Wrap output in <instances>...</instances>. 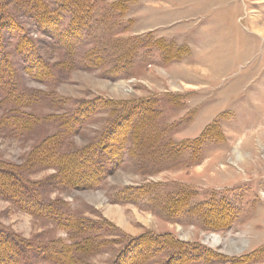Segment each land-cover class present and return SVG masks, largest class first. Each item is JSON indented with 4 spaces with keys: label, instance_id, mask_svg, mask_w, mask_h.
Segmentation results:
<instances>
[{
    "label": "rangeland",
    "instance_id": "374dc122",
    "mask_svg": "<svg viewBox=\"0 0 264 264\" xmlns=\"http://www.w3.org/2000/svg\"><path fill=\"white\" fill-rule=\"evenodd\" d=\"M122 115L125 153L79 189L57 160ZM1 163L58 212L0 191V227L34 264H111L127 239L165 234L211 256L178 264H264V0H0ZM78 220L99 235L73 263Z\"/></svg>",
    "mask_w": 264,
    "mask_h": 264
},
{
    "label": "trees",
    "instance_id": "16d2710c",
    "mask_svg": "<svg viewBox=\"0 0 264 264\" xmlns=\"http://www.w3.org/2000/svg\"><path fill=\"white\" fill-rule=\"evenodd\" d=\"M108 101L104 100L103 103ZM96 103L91 100L78 105L77 111L68 118L71 119V124L68 127L73 129L74 126L80 123L82 126L86 119L93 114ZM127 118L126 115H122L117 120H114L111 126L106 128L98 142L91 143L82 149L70 153L71 156L69 158L66 157L67 155H63L57 160L58 166H63L65 162H70L67 171H65L67 174H71H66L68 177L70 176L69 182L71 181L82 190L95 188L99 184L100 179L106 176V172H111L118 165L119 158L126 151L123 147V139L128 126ZM108 164L110 168L105 170ZM0 191L17 206L33 215L43 217L58 216L57 210L52 205L37 198L35 190L27 184L20 174H17L15 170L2 163L0 164ZM183 199H185L183 196H177L174 200L182 203ZM205 206L209 207V203ZM78 221L80 222L77 226L75 222H69L67 225L72 230L71 233L76 231L81 233L82 239L79 242H71L67 249H62L63 255L69 257L70 262L72 261L73 263L76 262L74 260L76 251L81 254L84 253L86 251L84 248L90 246L93 243L91 240L99 235L95 230L98 227L97 222L91 224L86 220ZM160 248H168L172 251V255L163 264L185 263L187 257H196L195 255L200 254L207 259L211 257L207 248L183 242L171 234L142 235L127 239L111 264H127L128 261V264H139L141 261L145 262L149 258L154 257L157 251L161 250ZM33 250L30 242H25L0 227V264H34L29 259V251ZM37 251L40 252V250ZM44 251L40 252L41 257L45 256Z\"/></svg>",
    "mask_w": 264,
    "mask_h": 264
},
{
    "label": "bare ground",
    "instance_id": "6f19581e",
    "mask_svg": "<svg viewBox=\"0 0 264 264\" xmlns=\"http://www.w3.org/2000/svg\"><path fill=\"white\" fill-rule=\"evenodd\" d=\"M261 33V32H260Z\"/></svg>",
    "mask_w": 264,
    "mask_h": 264
}]
</instances>
